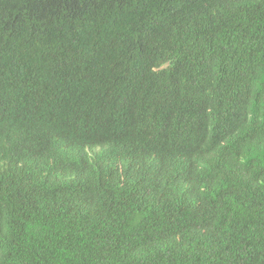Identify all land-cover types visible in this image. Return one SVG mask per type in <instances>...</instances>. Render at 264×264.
Segmentation results:
<instances>
[{
  "label": "trees",
  "instance_id": "trees-1",
  "mask_svg": "<svg viewBox=\"0 0 264 264\" xmlns=\"http://www.w3.org/2000/svg\"><path fill=\"white\" fill-rule=\"evenodd\" d=\"M0 264H264V0H0Z\"/></svg>",
  "mask_w": 264,
  "mask_h": 264
}]
</instances>
